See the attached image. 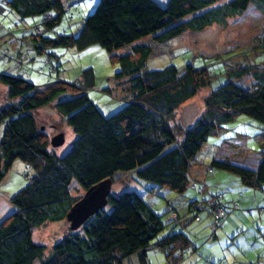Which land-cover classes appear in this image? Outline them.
Returning <instances> with one entry per match:
<instances>
[{"label": "trees", "instance_id": "16d2710c", "mask_svg": "<svg viewBox=\"0 0 264 264\" xmlns=\"http://www.w3.org/2000/svg\"><path fill=\"white\" fill-rule=\"evenodd\" d=\"M0 3L23 20L44 16V27H33L30 37L38 54L48 46H72L81 51L99 45L120 64L114 88L124 81L130 84L128 96L116 99L119 109L105 115L86 92L98 89L92 67L83 71V83L56 81L43 88L0 74L9 99L0 107V183L16 160L31 164L37 171L12 196L14 211L0 222V264H126L132 257L139 264H150L147 256L153 248L164 251L169 264L192 258L195 249L189 238L171 229L182 221L174 202L158 214L137 191L114 195L112 190L104 209L76 230L70 223L71 231L46 255V247L34 243L33 230L48 222L67 220L70 209L83 197L72 194L74 182L86 193L107 179L113 187L117 174L135 172L137 179L177 194L192 189L198 199L187 204L188 212L196 210L193 219L201 222L199 213L208 211L215 228L224 226L229 213L238 211L240 204L225 199L224 186L210 191L208 181L194 177L195 164L200 162L208 177L227 173L245 187L264 188V147L251 146L242 132L223 142L209 165L198 157L208 136L223 134L224 124L239 114L264 125V66L227 67L225 58L202 56L201 65L188 61L182 67L171 63L162 69H149L147 62L154 49L140 42L151 38L165 44L187 31L225 25L228 18L250 5L264 16V0H167L165 5L157 0H99L77 35L54 37H47L45 31L60 24L66 12L63 0ZM260 47L264 54V37ZM125 48L130 50L117 53ZM53 57L48 60L51 71L58 72ZM248 74L254 79L250 88L238 83ZM114 88L106 84L102 90L113 94ZM204 88H211L205 98L206 110L183 131L180 141L170 121L179 107ZM54 102L76 135L62 156L50 150L52 139L39 129L35 115L36 110ZM219 207L224 210L221 219L216 213ZM166 228L168 233L160 237Z\"/></svg>", "mask_w": 264, "mask_h": 264}, {"label": "rangeland", "instance_id": "374dc122", "mask_svg": "<svg viewBox=\"0 0 264 264\" xmlns=\"http://www.w3.org/2000/svg\"><path fill=\"white\" fill-rule=\"evenodd\" d=\"M157 1L163 5L167 2V0ZM63 2L66 12L53 31H45L47 37L58 34L77 35L84 19L95 11L99 0H63ZM43 18L44 16L39 15L23 20L7 5L0 3V74L19 77L43 88L56 81L70 84L83 83V71L92 67L98 89H87V94L105 115L116 112L121 105L116 99H120L121 96L127 97L130 87L129 82L124 81L121 86L114 88L115 74L120 71V64L114 62L111 54L99 45L81 51L72 46H48L46 51L38 54L30 37L33 27H44ZM262 37H264V16L254 5H250L244 12L228 18L225 25L213 24L203 31H187L165 44L155 43L151 38L140 42L153 46V55L147 62L149 69H162L171 63L182 67L188 61L201 65L203 57L225 58L227 67L243 65L256 67L255 64L262 67L264 66L262 63L264 54L260 47ZM129 50L130 48H125L117 53L123 54ZM51 56H55L53 61L58 66V72L51 71L52 64L48 61ZM214 61L217 63L216 60ZM238 83L250 88L254 84L253 76L248 74ZM106 84L113 86V94L102 90ZM7 92L6 86L0 84V107L9 103ZM210 92L211 88L201 89L193 99L176 110L170 125L178 132L180 141L183 139V131L190 128L206 110L205 98ZM35 115L39 129L45 131L50 140L60 134L64 135V144L60 147L51 145L50 150L59 156L66 154L76 135L59 113L56 102L36 110ZM224 128L223 134L212 133L208 136L198 156L205 165L210 164L217 148L223 142L234 138L237 132L245 134L251 146L264 147V125L245 114L237 115L231 122L225 123ZM36 173V169L31 164L21 160L14 162L0 183V222L14 211L10 200L12 196L23 189ZM113 182L112 194L137 191L158 214L166 211L167 203L174 202L172 205L178 209L182 221L174 224L171 229L182 231L191 241V248L195 250L192 258L173 264H264V213H260V210H264L262 208L264 188L256 190L243 187L244 191H241L235 183L227 186L235 197L249 195L251 199L245 204L238 201L240 209L229 213L224 226L215 228L213 216L208 214V211L202 210L199 213L203 216L201 222L193 219L196 210L188 212L187 204L198 199V194L192 189L177 194L137 179L135 172L117 174ZM256 191L261 195L262 202H254L253 194ZM71 192L77 197L85 194V190L75 182L71 186ZM168 230L166 228L160 237L166 235ZM70 231V222L67 220L48 222L33 230V241L45 246L48 255L52 252L53 246ZM259 255L261 257H258ZM147 259L150 264H169L164 251L158 248L150 249ZM129 263L139 264L135 257L126 261V264ZM34 264L40 262L36 261Z\"/></svg>", "mask_w": 264, "mask_h": 264}, {"label": "water", "instance_id": "95a60500", "mask_svg": "<svg viewBox=\"0 0 264 264\" xmlns=\"http://www.w3.org/2000/svg\"><path fill=\"white\" fill-rule=\"evenodd\" d=\"M54 147L62 146L65 142L63 134L52 138ZM112 190V181L104 180L86 191L84 196L70 209L67 220L71 223V229L81 227L90 217L104 209Z\"/></svg>", "mask_w": 264, "mask_h": 264}, {"label": "crops", "instance_id": "0c3cea01", "mask_svg": "<svg viewBox=\"0 0 264 264\" xmlns=\"http://www.w3.org/2000/svg\"><path fill=\"white\" fill-rule=\"evenodd\" d=\"M192 172H193L194 177L208 181V183L210 185L209 186L210 191L215 192L216 190L223 188V186H224V188H227L226 192H225V199L228 202L239 201V202H243L245 204L247 202V200L251 199V197L249 195H239V197L238 196L235 197L234 193L231 194L232 191H229V188L227 186L231 185L232 183L237 184V188H239V190H241V191H244L242 189H244L243 187H245L244 185H242L240 180H238L235 176H231L230 174H227V173H220V174L216 175L215 178H210V177L206 176L204 166L200 165V162H198L197 164L194 165ZM227 182H230V183L228 184ZM253 195H254V200H255L254 202H257V201L262 202V197L259 194V192L256 191V192H254Z\"/></svg>", "mask_w": 264, "mask_h": 264}, {"label": "built area", "instance_id": "2783aa9c", "mask_svg": "<svg viewBox=\"0 0 264 264\" xmlns=\"http://www.w3.org/2000/svg\"><path fill=\"white\" fill-rule=\"evenodd\" d=\"M216 213H217V218L218 219H221V217L224 216V210H223V208H221V207L217 208Z\"/></svg>", "mask_w": 264, "mask_h": 264}]
</instances>
